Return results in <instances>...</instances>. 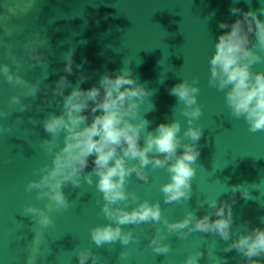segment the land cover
<instances>
[{"label": "water", "instance_id": "95a60500", "mask_svg": "<svg viewBox=\"0 0 264 264\" xmlns=\"http://www.w3.org/2000/svg\"><path fill=\"white\" fill-rule=\"evenodd\" d=\"M15 0H0V5ZM233 0H39L38 7L28 15L14 20L20 31L5 39H13L15 50L22 59V74L29 79L42 76L41 65L32 66L24 55L23 43L34 31H44L50 43L45 51L47 82L52 84L63 72L62 55L74 46V59L82 64L89 79L81 86L97 83L101 73L112 72L122 66L125 58L133 67V75L154 89L149 98L154 110L145 113L149 128L157 122L179 118L181 132L187 127L180 115L177 98L168 89L183 78L197 77L200 91L197 101L202 114L196 123L203 133L196 142L200 154L196 161V174L192 178V195L187 200L165 203L159 185L167 179L163 168L147 167L150 179L140 181L133 174L128 188L135 189L141 199H159L162 215L170 220L181 218L186 210H194L197 216L208 210L201 206L205 196L218 195L219 200H235L232 204L234 216L233 232L245 220L249 227L264 223V183L261 189L251 187L264 180V130L252 132L243 117L232 116L224 102V93L209 85V57L214 49L219 20H232L230 12ZM244 9L258 8V0H239ZM4 11V9H0ZM6 23L8 21H5ZM2 34V33H0ZM0 54V60H5ZM15 69V65H13ZM264 68L254 64L253 70ZM76 69L69 74L73 84L78 81ZM17 89L0 79V106L7 107V98ZM70 89H66L68 91ZM46 93L42 88L35 98H24L33 107L24 113L11 112L4 120L12 130L0 134V264H78L75 250L91 247L94 254L108 264H182L184 257L197 248L203 255L200 264H208L207 247L213 246L215 254L226 257L227 264H239L244 259L235 249L224 251L230 241L223 240L214 232L194 231L186 238L175 233L166 236L171 246L168 253H154L148 246V237L155 230L151 222L141 225L125 224L124 229L133 228L138 237L128 245L118 240L112 244L97 246L90 239L89 230L97 223L108 221L100 212L102 194L95 185L86 182L79 187L68 185L64 191L74 203L64 210H53V223L41 229L35 221L22 214L25 203L43 206L35 191H26L30 178H37L33 169L49 160L39 146V139L48 134L39 123L33 124L29 117L39 118L44 112L35 106L43 105L45 111H59V107L47 105ZM21 117L17 120V117ZM25 128L28 131H25ZM143 143V140H141ZM87 171L91 168V160ZM250 186L252 197L245 200L231 191L233 184ZM132 207L131 204L128 205ZM114 223V222H113ZM162 227V226H161ZM129 248L125 261L120 252ZM264 259V258H262Z\"/></svg>", "mask_w": 264, "mask_h": 264}, {"label": "clouds", "instance_id": "9594fccd", "mask_svg": "<svg viewBox=\"0 0 264 264\" xmlns=\"http://www.w3.org/2000/svg\"><path fill=\"white\" fill-rule=\"evenodd\" d=\"M246 2L250 4L251 0ZM38 4L39 0H15L0 5V9H4L0 11V54L6 57L0 60V79L17 89L8 96L7 107L0 106V134L12 130L11 125L5 126V118L11 112L30 110L33 105L24 98H35L42 88L50 92L46 97L48 107L53 104L59 107L58 112L45 111L43 105L37 104L35 107L44 115L29 117L48 134L39 139V146L50 159L34 168L37 178H30L25 184V190H34L43 206L25 203L22 214L41 229L47 228L53 223L50 215L53 210L68 209L74 203L66 195L65 187L69 184L79 187L86 182L95 185L102 194L100 212L108 221L94 224L89 230L90 239L97 246L117 240L128 245L138 237L133 228L121 226L151 222L155 230L148 237V246L154 253L171 250L166 240L170 233L186 238L194 231L214 232L230 241L224 251L235 249L244 257L239 264H264V223L249 227L245 220L233 232L234 199L218 201L219 193L205 196L201 206L206 203L208 210L202 215L186 210L181 218L170 220L162 215L159 199H141L135 189L128 188L133 174L140 181H149L147 167L150 165L167 172V179L159 185L165 203L191 197L192 178L200 154L196 142L203 133L202 126L196 123L202 114L197 101L198 78L194 76L191 81L183 78L168 89L169 94L177 98L174 111L178 109L186 120L183 132L179 118L161 120L154 129L148 127L151 122L145 113L155 108L149 99L155 90L133 75L127 58L120 68L101 73L97 83L82 87L89 75L82 70V64L76 63L75 48L70 45L62 55L63 72L49 84L45 61V51L50 50L49 39L44 31H34L24 40V55L32 66L41 65L44 71L41 77L29 79L22 74L23 62L15 50L14 40L4 37L20 31V25L13 21L28 15ZM258 4V8L244 9L239 6V0H233L230 12L234 19L218 21L223 31L218 34L209 57L208 76L209 85L223 91L224 102L232 116L243 117L252 132L264 130V68L253 70L254 64H264V0H258ZM76 69L81 70L77 83L73 84L69 74ZM20 119L18 116L17 120ZM90 157L92 166L85 171ZM262 183L264 180L251 187L261 189ZM231 191L239 192L245 200L258 199L251 196L250 186L243 183L231 185ZM130 251L126 247L120 252L122 261L128 258ZM75 255L78 264H108L88 246L78 247ZM202 255L201 248L190 251L182 264H200ZM207 256L208 264H227V258L217 256L213 246L207 247ZM28 264H33L31 259Z\"/></svg>", "mask_w": 264, "mask_h": 264}]
</instances>
